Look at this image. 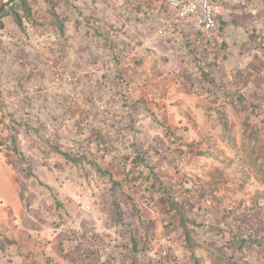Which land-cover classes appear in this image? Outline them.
Masks as SVG:
<instances>
[{"label":"rangeland","instance_id":"1","mask_svg":"<svg viewBox=\"0 0 264 264\" xmlns=\"http://www.w3.org/2000/svg\"><path fill=\"white\" fill-rule=\"evenodd\" d=\"M62 1L60 15L66 14L64 4L72 15L63 23L65 32L45 0H30L31 19L25 18L23 27L7 15L0 28L4 55L28 50L23 65L27 69L31 64V80L34 73L41 74L42 57L48 67L49 86H3L0 90L1 150L19 169L24 206L35 218V228L77 230L96 220L93 232L104 256L82 259L81 264H128L132 259L135 264H195L179 228L167 224L173 217L164 207L165 199L149 198L144 190L147 182L135 180L136 171L130 174L132 181L125 178L134 142L158 176L189 199V215L199 223L193 233L202 245L220 255L234 254L245 264H264V246L247 245L238 252L228 246L231 231L238 237L251 232L258 237L257 232L264 231V143L256 145L244 133V109L222 98L220 89L223 85L245 93L261 105L264 118V1L258 9L260 20L239 35H229L227 28L220 32L216 23L212 50L199 59V66L209 68L218 83L185 86L199 96L202 105L195 108L192 103L191 109L182 103L170 106L173 109L165 108V103L161 107L149 92L153 86H109V46L85 18L75 21V12L69 8L75 0ZM4 2L0 0V10L9 6ZM104 25L109 36V23ZM124 101L140 108L124 117L112 115L118 110L114 105ZM142 111L148 112L146 118L139 114ZM258 122L259 118L254 124ZM101 136L110 138L117 150L99 153ZM62 151L73 157L86 154L88 159L68 161ZM17 197L0 166V200L13 205ZM132 233L143 249L137 255L129 250ZM106 253L112 254L110 259ZM196 256L200 264H215L203 247L196 248Z\"/></svg>","mask_w":264,"mask_h":264},{"label":"crops","instance_id":"2","mask_svg":"<svg viewBox=\"0 0 264 264\" xmlns=\"http://www.w3.org/2000/svg\"><path fill=\"white\" fill-rule=\"evenodd\" d=\"M263 1L218 0L220 32L227 28L229 35H239L260 20L258 9ZM69 8L75 12V21L85 18L89 28L109 23V41L113 44L109 47V86H153L150 94L167 109L179 103L189 109L192 103L195 108L202 106L199 96L185 86L205 85L198 62L212 50L215 38L214 32L202 31L196 16L179 17L170 0H75ZM22 52L14 56L0 50V90L3 86H49L46 59L42 57L39 64L41 74L34 73L31 80V64L27 69L23 65L29 52ZM136 107L140 108L118 102L114 105L118 110L112 115L124 117ZM139 114L146 118L148 112ZM1 142L0 137V166L19 197L13 205L0 200V264H75L76 248L79 255L82 248H95L86 240L95 235L96 220L74 228L73 235L61 226L52 232L49 226L35 228V218L24 206L19 169L6 160ZM47 259L51 262L46 263Z\"/></svg>","mask_w":264,"mask_h":264},{"label":"trees","instance_id":"3","mask_svg":"<svg viewBox=\"0 0 264 264\" xmlns=\"http://www.w3.org/2000/svg\"><path fill=\"white\" fill-rule=\"evenodd\" d=\"M45 2L49 4V9L53 14V16L55 17L59 29L62 32H65L63 28V23L65 20L69 18V15L67 14V10H68L67 5L64 4L66 6L65 9L66 14L63 17L59 13V8L63 3L62 0H45ZM4 3H8L9 6L7 8L0 10V28L4 27V22L2 21V18L7 15H12L19 27L24 26L23 21L25 18H28L29 20L31 19L30 17H31L32 7L30 0H5ZM95 19L100 20L101 18L95 17ZM93 29L95 31L94 33L102 40L103 43H106L107 46L112 47L113 45L112 41H109L108 31L104 24L102 25V28H97L93 26ZM223 44L224 43H222V45ZM199 69L202 75V79L205 83L214 86L217 85L218 83L217 79L209 68H207L205 65H201L199 66ZM117 76H118V72H117ZM220 86H221L220 89L222 92V96H221L222 98H224L231 104L236 105V107H239L240 110L244 109L245 111L244 121H243L245 124L244 133H246V135L250 137L251 141H254L255 144L257 143L256 145H258V143H264V134H263L264 127L262 126L264 125V118L260 116L261 105L251 100L243 92H234L230 89H227L225 86L223 87V85ZM214 100L215 98L213 99V101ZM216 110L219 113L222 112L220 107H216ZM258 118H259V122H258L259 124H254L255 120L257 121ZM224 120H225V126H228L227 119L224 118ZM130 146L133 147L134 157L130 158L131 156H129V159H132V164H131V168L127 171L126 174L127 176L125 178H127L129 181H132V179L130 178V174L136 171L137 176L135 180L143 178V180L147 182V186L144 188V190L149 198L155 199L156 197H161L165 199L164 207L167 209V212L171 214V216L173 217V222L170 221L167 224L179 228L181 232V236L185 243L186 250L191 254L195 264H200L201 261V259L198 256H196V248H202V247L205 248V250L209 253L215 264H245L243 262L237 261L235 259L234 254H232L231 256L220 255L214 252L210 247L207 248L206 246L202 245L199 242V239L193 233V230H195L199 226V223L195 217L189 215V206H190L189 199L187 197L181 196L179 191L174 186L166 184L161 179V177L158 176L155 167L150 162L147 155L136 145V143L132 142ZM252 149H254V146ZM97 150L99 151V153L104 154L107 151H114V150L116 151L117 146L113 144L110 138L108 141V138H103L101 136V139L97 140ZM262 150L264 151V147L262 148ZM62 154L65 156V158H67L68 161H72L75 163L84 162L87 161L88 159V156L86 154H80L79 156L76 157H73L67 151H62ZM91 163L95 164V162H91ZM95 166H97V164H95ZM98 169L100 173H102L100 167H98ZM262 179L264 182V168H263ZM113 184L120 185L121 183L114 182ZM115 207L117 209L118 215L122 216V211L117 202L115 203ZM258 208L259 207H257V209ZM135 211L140 219L141 215L139 209L137 208ZM70 231L72 233V230ZM231 233L232 234L230 236V240H227L229 242L228 246L229 248H231L236 252L243 251L247 245L264 246V231L260 232L259 230L257 232L258 237L253 236L254 232L253 234H251L252 233L251 232L250 234L243 237H238L237 234L233 233L232 231ZM96 239H97L96 234L93 235L91 238H88V240H86L87 243H90L91 245L95 246V248H82L80 255L77 252V248H76V252L74 253L76 256L75 261L82 259L95 260V258L98 257L102 258L104 256L103 253L104 251L102 250V248L99 247L98 241ZM130 241L133 248H129V250L132 251L133 255H137L138 253L143 252L142 248H138L139 244L137 238H135L133 233L130 237ZM171 252L172 251L170 249L167 250L169 256L167 257L170 262L172 261V258H170ZM106 255H108V259H110L111 257L109 255L112 254L106 253ZM49 261L51 262L50 259ZM135 263H136L135 259H132L131 262L128 264H135ZM103 264H107V263L103 262Z\"/></svg>","mask_w":264,"mask_h":264},{"label":"built area","instance_id":"4","mask_svg":"<svg viewBox=\"0 0 264 264\" xmlns=\"http://www.w3.org/2000/svg\"><path fill=\"white\" fill-rule=\"evenodd\" d=\"M179 17L196 16L205 33L216 31L218 0H170Z\"/></svg>","mask_w":264,"mask_h":264}]
</instances>
